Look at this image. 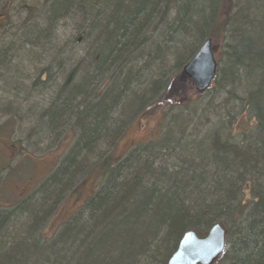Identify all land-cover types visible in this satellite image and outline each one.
<instances>
[{"label":"trees","instance_id":"1","mask_svg":"<svg viewBox=\"0 0 264 264\" xmlns=\"http://www.w3.org/2000/svg\"><path fill=\"white\" fill-rule=\"evenodd\" d=\"M11 1L0 6L6 25ZM221 3L45 0L23 6L29 17L20 26L29 29L13 38L34 51L42 47L49 61L30 86L36 92L43 85L50 98L31 139L42 134L56 142L73 134L67 154L36 190L0 213V264H166L186 231L204 232L215 223L227 230V250L216 264H264V0H249L247 11L234 5L220 23ZM63 22L77 50L55 43ZM216 39L226 61L215 81L219 76L224 89L242 92L238 97L232 90L229 99L246 119L233 114L200 142L188 141L180 128L191 126L196 107L187 102L186 114L171 116L158 140L115 159L111 151L127 119L159 103L156 94L169 82L189 84L181 80L183 67L204 41ZM10 51L0 49V63L9 61ZM78 51L82 56L75 57ZM170 65L173 73L165 75ZM12 88L19 94L22 85ZM234 127L241 131L228 138ZM102 142L109 147L105 156L97 152ZM91 160L97 161L91 166ZM92 174L90 196L49 232L63 194Z\"/></svg>","mask_w":264,"mask_h":264},{"label":"rangeland","instance_id":"2","mask_svg":"<svg viewBox=\"0 0 264 264\" xmlns=\"http://www.w3.org/2000/svg\"><path fill=\"white\" fill-rule=\"evenodd\" d=\"M3 1L5 0H0V6L3 4ZM44 2L45 0H12L9 8L11 10L7 11L8 18L6 17L7 21H5L7 25L4 23V20L0 21V49L11 48V51L8 53L9 61H2L0 63V213H3L4 210H11L20 203V200L28 196L34 189L36 190L67 154L69 142L73 134L68 131L64 133L66 134L65 136L62 135L56 142L50 141L54 137L48 139L41 134L31 139L30 135L31 129L37 127L36 119H38V116L45 111L50 103V98L46 97L47 93L43 85L36 92H31L30 86L33 80L41 75V72L43 74L45 63L49 61L45 60L46 54L43 53L42 47L40 51H34V49L32 50L26 45L19 44L18 39L15 40L13 36L22 38V28L24 30L29 29V25L20 26L25 25L29 17L23 6L32 7L33 4H37L40 7ZM246 4H250L249 0H222L218 21L220 23L223 20L225 21L228 17L226 10L231 9L234 5L238 6V10L246 9L245 11H247ZM36 7L34 5L33 9H36ZM252 7L256 8L254 5ZM253 8L249 10V13H254ZM247 16L251 20L254 17L250 14ZM257 20L260 21L261 18ZM36 21L38 22V26L43 28L39 20ZM64 23H61L55 31L58 39L52 41H55L58 45L65 42L69 47L76 48L75 39L71 36V29L66 28L64 31L62 30ZM212 47L218 62V68H220L226 61L225 50L220 40L217 39L212 41ZM80 56H82V53L78 51L75 57ZM39 57L42 59L41 62L37 60ZM142 65L140 63L139 68H136V70L141 71ZM52 66L54 70L52 72L58 77V80L64 79L65 75L62 78L58 74L60 71L55 68V65ZM172 71L173 67L170 65L165 75L167 73L168 75L172 74ZM176 78L171 77L173 81ZM153 79L156 80L157 77H153ZM39 80L44 81V75L39 77ZM217 81L213 82L205 94L198 97L193 95V87L189 81V84L186 86L178 87H174L173 83L169 82L170 87L165 92L161 89L156 94L158 98L161 97L159 103H153L152 108L148 112L145 111L142 116L137 114L127 119V124L114 142L111 155L115 159H120L126 156L132 147L147 144L151 140H158L163 134L164 127L168 126L171 121L169 118L179 113L176 107L183 105L184 102L193 103L196 107V112L191 116L193 118L191 126L180 128L181 131L186 129V133L183 136L184 138H189L188 141L200 142L201 138L207 135L211 126H213V130L215 127H218L220 122L226 123L229 118L228 116L233 114L239 113L238 118L241 117L245 120L248 115L240 111V106L237 102L234 105L230 103V99L228 98L233 92L232 90H236L237 93H235L238 97L241 95L239 93L242 92H239L238 88H229L228 86H225L226 88L224 89V84L222 85L219 76L217 77ZM11 83L22 85V88L16 89L20 91L19 94L13 93L15 89L12 88L13 84L10 85ZM177 83L181 84V82ZM10 89H12V93H10ZM171 90L175 93L178 91H182L183 93L182 95L176 94L175 98L169 94ZM8 108L9 110H6ZM164 118H166L165 123ZM195 128L196 130L194 131ZM240 131L241 129L234 127L229 133L228 138L236 139ZM173 135H175L174 139L176 140L180 136L178 134ZM108 150L109 147L106 143L102 142V144H99L97 152L105 156ZM95 161L91 160L89 164L92 166ZM96 176V174H92L84 178V180L81 178L82 182H80V179L76 180L75 182L79 186L76 185L71 191L69 189L63 194V197L60 199L61 203L53 214L56 216L49 224V232L53 231L61 222H65L70 215H73L83 200L90 196L96 186ZM249 200H251V194L249 189L246 188L244 201Z\"/></svg>","mask_w":264,"mask_h":264},{"label":"water","instance_id":"3","mask_svg":"<svg viewBox=\"0 0 264 264\" xmlns=\"http://www.w3.org/2000/svg\"><path fill=\"white\" fill-rule=\"evenodd\" d=\"M216 71L211 41L206 40L183 67L181 76L190 81L196 94H201L215 79ZM226 236L222 223H215L204 233L187 231L167 264H214L226 250Z\"/></svg>","mask_w":264,"mask_h":264},{"label":"bare ground","instance_id":"4","mask_svg":"<svg viewBox=\"0 0 264 264\" xmlns=\"http://www.w3.org/2000/svg\"><path fill=\"white\" fill-rule=\"evenodd\" d=\"M211 47H212V42H211ZM212 49H213V47H212ZM213 52H214V50H213ZM214 59H215V61H216V63H217V71H218V62H217V60H216V58L214 57ZM217 71H216V76H217ZM216 76H215V79H216ZM215 79L212 81V83L210 84V86H209V88L207 89V90H205V92H203V93H201V94H196L195 93V90H194V88L192 89V91H193V95L196 97H198V96H201V95H203V94H205L209 89H210V87L212 86V84H213V82L215 81ZM230 97H232V95L230 94V96L228 97V98H230ZM194 99V98H193ZM191 102H192V100H191ZM186 102H184V104L183 105H179V107H176L177 109H178V112L180 113V115H185L186 113V109L184 108L185 106H186ZM194 105V104H193ZM6 110H9V108L8 109H6ZM121 159V158H120ZM190 231V230H189ZM195 231H197V230H195ZM207 231V230H206ZM206 231H204V232H206ZM187 232V231H186ZM199 232V231H198ZM204 232H199V233H204ZM183 236V235H182ZM182 238V237H181ZM181 240V239H180ZM179 240V241H180ZM179 244V243H178ZM178 246V245H177ZM226 250H227V236H226ZM172 256V255H171ZM170 259V258H169ZM168 259V260H169ZM168 262V261H167ZM217 263V262H216ZM216 263H214V264H216ZM167 264V263H166Z\"/></svg>","mask_w":264,"mask_h":264}]
</instances>
